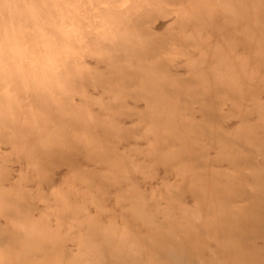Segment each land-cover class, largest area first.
Masks as SVG:
<instances>
[{"label":"rangeland","instance_id":"374dc122","mask_svg":"<svg viewBox=\"0 0 264 264\" xmlns=\"http://www.w3.org/2000/svg\"><path fill=\"white\" fill-rule=\"evenodd\" d=\"M0 264H264V0H0Z\"/></svg>","mask_w":264,"mask_h":264}]
</instances>
